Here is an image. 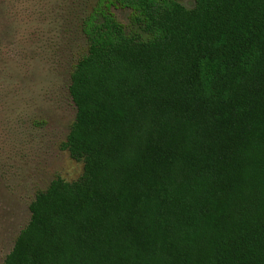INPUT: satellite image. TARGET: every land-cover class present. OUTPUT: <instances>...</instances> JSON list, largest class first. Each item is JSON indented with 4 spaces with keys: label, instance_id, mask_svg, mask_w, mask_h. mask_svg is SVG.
Segmentation results:
<instances>
[{
    "label": "trees",
    "instance_id": "obj_1",
    "mask_svg": "<svg viewBox=\"0 0 264 264\" xmlns=\"http://www.w3.org/2000/svg\"><path fill=\"white\" fill-rule=\"evenodd\" d=\"M82 29L83 174L0 264H264V0H97Z\"/></svg>",
    "mask_w": 264,
    "mask_h": 264
},
{
    "label": "rangeland",
    "instance_id": "obj_2",
    "mask_svg": "<svg viewBox=\"0 0 264 264\" xmlns=\"http://www.w3.org/2000/svg\"><path fill=\"white\" fill-rule=\"evenodd\" d=\"M96 1L0 0V263L37 192L83 174L64 144L76 115L70 76L87 52L82 22Z\"/></svg>",
    "mask_w": 264,
    "mask_h": 264
}]
</instances>
